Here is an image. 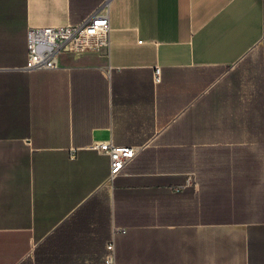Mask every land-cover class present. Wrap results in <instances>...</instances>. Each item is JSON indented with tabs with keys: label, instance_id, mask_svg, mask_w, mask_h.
Returning a JSON list of instances; mask_svg holds the SVG:
<instances>
[{
	"label": "crops",
	"instance_id": "crops-1",
	"mask_svg": "<svg viewBox=\"0 0 264 264\" xmlns=\"http://www.w3.org/2000/svg\"><path fill=\"white\" fill-rule=\"evenodd\" d=\"M102 1L0 0V264H264V0H112L108 55L24 68Z\"/></svg>",
	"mask_w": 264,
	"mask_h": 264
},
{
	"label": "built area",
	"instance_id": "built-area-1",
	"mask_svg": "<svg viewBox=\"0 0 264 264\" xmlns=\"http://www.w3.org/2000/svg\"><path fill=\"white\" fill-rule=\"evenodd\" d=\"M112 0H103L85 18L65 25H41L29 27L26 34L27 60L25 69L36 70L58 67V56L67 52H95L108 55L110 49L109 10ZM264 45V35L262 38ZM155 79H160V69H155ZM109 156V180L116 178L136 154V148L117 145L112 141L92 143ZM103 264H115L113 241L106 245Z\"/></svg>",
	"mask_w": 264,
	"mask_h": 264
}]
</instances>
